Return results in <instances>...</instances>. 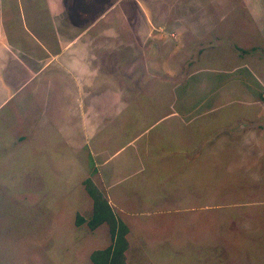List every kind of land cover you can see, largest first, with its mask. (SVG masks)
Segmentation results:
<instances>
[{"label": "rangeland", "instance_id": "obj_1", "mask_svg": "<svg viewBox=\"0 0 264 264\" xmlns=\"http://www.w3.org/2000/svg\"><path fill=\"white\" fill-rule=\"evenodd\" d=\"M0 75V264H93L90 188L125 264H264V0H0Z\"/></svg>", "mask_w": 264, "mask_h": 264}, {"label": "trees", "instance_id": "obj_2", "mask_svg": "<svg viewBox=\"0 0 264 264\" xmlns=\"http://www.w3.org/2000/svg\"><path fill=\"white\" fill-rule=\"evenodd\" d=\"M88 194L94 200L91 215L87 221L79 217L76 223L87 222V225L92 229L106 223L110 226L112 240L111 245L107 248L92 252L90 260L93 264H125L124 252L127 247L125 240L127 229L125 225L115 217L107 200L96 189H88Z\"/></svg>", "mask_w": 264, "mask_h": 264}, {"label": "crops", "instance_id": "obj_3", "mask_svg": "<svg viewBox=\"0 0 264 264\" xmlns=\"http://www.w3.org/2000/svg\"><path fill=\"white\" fill-rule=\"evenodd\" d=\"M1 76V75H0ZM4 76V75H2ZM144 175V180H141L142 179V176H139V175H136L134 176V178H130L129 181L133 180V183L131 185H129L130 187H133V186H141L142 183L145 182L146 184V188L145 190L148 192V172H142ZM137 174H141V172H138ZM142 175V174H141ZM116 176H118V174H116ZM121 180V179H120ZM117 184V183H116ZM115 184V185H116ZM120 187V186H119ZM124 193V192H123Z\"/></svg>", "mask_w": 264, "mask_h": 264}]
</instances>
